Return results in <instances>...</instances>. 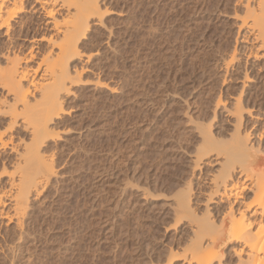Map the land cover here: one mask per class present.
<instances>
[{"label":"rangeland","instance_id":"1","mask_svg":"<svg viewBox=\"0 0 264 264\" xmlns=\"http://www.w3.org/2000/svg\"><path fill=\"white\" fill-rule=\"evenodd\" d=\"M245 2L97 1L99 14L90 16L78 37L77 56L64 62L69 75L59 94L63 111L48 123L44 139L39 136L42 142L36 141L40 156L53 163L55 175L29 194L21 226L0 219V264H166L171 256L188 255L186 247L205 209L214 207L217 220L226 210V204L213 206L205 198L214 192L211 180L216 181L222 160L236 154L232 135L248 132L250 146L264 148V109L247 113L245 105L246 93L264 100V57L249 55L251 49L258 55L261 51L246 43L245 28L239 30ZM30 5L26 1L24 12L10 21L8 35L0 29V75L19 58L20 64L17 59L14 64L28 71L23 85L29 88L28 101L35 104L39 83L47 88L56 78L55 67L53 72L47 68L50 61L34 74L38 58L51 44L31 39L44 33H51L52 41L59 36L50 27L44 30V12H33ZM62 10L54 19L64 16L66 9ZM240 94L244 102L238 108ZM11 97L0 89V100L11 103ZM1 119L4 133L8 118ZM6 132L0 137L12 136L16 148L14 153L0 151L12 160L0 165L1 191L6 188L4 174L12 171L14 158L32 138L20 128ZM207 132L213 141L206 145ZM205 149L208 157L196 162ZM242 179L235 180L242 184ZM191 189L193 219H178L175 205ZM250 196L241 193L245 201ZM190 219H196L194 225ZM234 247L236 243L224 248L220 264H239ZM207 254L197 252L194 257ZM176 258L174 264H186Z\"/></svg>","mask_w":264,"mask_h":264},{"label":"bare ground","instance_id":"2","mask_svg":"<svg viewBox=\"0 0 264 264\" xmlns=\"http://www.w3.org/2000/svg\"><path fill=\"white\" fill-rule=\"evenodd\" d=\"M26 1L29 4L30 3L33 4V6L30 5L32 6L30 8H33V12L41 10L42 12H44L45 14L44 16L47 19H49L47 20L45 18L46 21L44 22L45 23L44 30H46L47 27H50V29L53 30V32H56L59 37L55 33L56 38L58 37L57 38L58 40L54 41L53 39L52 41V34L48 33L50 31H47L48 34L44 33L36 38H33L34 40L31 39L33 43H37L40 41H47L51 44V45L49 44L51 46L50 49L44 52V54H42L41 57L38 58V61L40 62L36 63L38 65H35L36 69L33 70L34 74H36V72L38 71H41L40 68L42 66L47 67V64L53 62V64L51 63L52 65L50 64V66L52 67L48 66L47 68H50L51 72L54 71L53 72L54 74L51 72L50 73L53 74V76L56 78L55 79L53 77V79H55V82L52 79L54 82L52 85H51L52 81L51 83L50 82L47 83V86H49L47 88H45L46 84L42 85V83L41 84L39 83L38 87H40L41 93H40V97L37 98V101L35 99V104H31L34 102L30 103L28 101L29 88L27 87L25 88L24 87L25 85H23L24 82L27 81L28 79L27 77L28 71L25 69L22 70V68L20 69L16 66V64L18 65L20 64L18 63L20 61L19 58L18 59L16 58L17 56L15 57L17 59V60L15 59L17 62L14 60V58H12L10 61L14 60L12 62L13 64H10L11 66L9 67L7 66L8 68H6V70H4L3 72L1 71L2 75H0L1 76L0 89L4 90L6 92V95L12 96L11 103H8L5 100L4 101L0 100V117L8 118V121L5 126L6 127L5 132L6 131L11 132L14 129L17 130V128H20L21 131H23L24 133L29 132L30 136L32 137L30 138L31 139L30 144L28 143L24 144L25 148H23L22 154L19 153L14 158V161L12 162V165H11L12 171L4 174V177H6V180L4 182V184L6 185V188H3L2 191L0 188V219L6 220V223L14 222L15 225L17 224V226L22 223L21 218H24L22 216L24 212H26L28 209V208L26 209V207L28 203L27 201H28L29 194L36 191L38 185L41 184L42 180L48 181L52 176L55 175V171L53 170L54 167L52 166L53 163L50 162L52 165L49 164L45 159H43L40 156V152H39L40 143L39 142H42L40 141V139H44V136H46L45 134H47L46 132L48 130V123L51 122L54 117H57V115L59 117V112H61L62 110L60 107L61 100L59 101V94L62 93L63 87H66L64 86L65 79H66L65 77L69 75L68 70H67L68 68L67 69L63 68L64 64L65 63L68 64V60L72 59L71 56L73 57V55L78 53L76 52L77 51V41H79L78 37L84 32L86 24L88 23L87 21L89 20L90 16L91 15L95 16L94 14H97V13L99 14L98 12L99 4H97L98 0H80V1H77V0L76 1L75 0H0V29L5 30V31L3 30L5 32L4 34L8 35V33L11 31L10 21L13 20L14 17H17L18 14L20 15L21 13L24 12L26 8L25 6ZM245 1H246L245 2L246 6L244 4L243 5H244L246 16L242 18L239 30L245 28L246 37L243 36V38L246 39V43L253 44L254 45L252 47L253 49L261 51V54L258 55L254 53L252 49L250 48L251 50H250L249 55L254 56L255 59L263 58L264 51L262 50H264V0H245ZM62 9H66L64 10L65 11L64 16L60 20L54 19V15L58 14L56 12L58 10L63 11ZM243 15L241 14V16ZM235 18L237 20L239 19V17H236V16ZM248 20L249 21L252 20V22H249ZM37 28L39 29V27ZM50 29L48 28V30ZM243 34H244V30H243ZM240 39L243 40L241 37ZM75 56H77V54ZM33 58L35 57L31 54L30 59L32 60ZM28 61L30 60L28 59ZM15 62L16 64H14ZM53 67H55L54 70H53ZM47 68H45V71ZM64 69H66L67 72ZM247 71H248V68L246 69V72ZM38 75L40 76V74ZM245 77L246 79L249 78V76H247V73ZM70 80L72 81L71 78ZM30 85H33L34 87L36 86V84L34 85V82L32 84L31 80H30ZM64 90L66 91V88H64ZM247 96L249 99L247 98ZM219 98L221 97L219 96ZM246 98L247 100H246L245 105L247 108L249 105V108H248L249 111L247 113H251L250 110H254L257 107H259L258 110L261 109L260 111L264 109L263 98H260L258 95H253L250 93L249 94L246 93ZM241 99L242 97L240 94V96L236 100V104L238 108H241V102H242ZM261 99L263 100V102L259 103ZM219 101L220 100H218V102ZM215 103L216 102H214V104ZM222 106L224 107V105ZM4 107H5V110L2 109ZM223 109H226V108L224 107ZM237 111L238 109H233L234 113ZM238 116H240V114H238ZM240 118L237 119L238 124L241 123ZM2 122L3 121L1 119L0 127H2L1 126ZM208 128L210 127L208 126ZM238 128L240 127H237L235 131H237ZM5 132L2 133L0 130V133H2L1 136H3ZM238 132L239 131H237V133ZM237 133H236L237 135L236 137L234 136L235 134L232 135L234 137V140L232 138L233 141H230L231 143H233L232 150L235 151L236 154L233 152L229 156L232 157V154H235V155L238 154L237 157H235V155L233 156V159L239 158V160H237L238 163L236 162V160L233 161V159L230 157L228 158V160L223 157L224 160L222 161H225V163L221 162L222 167L220 168L219 172L215 175L216 177L219 176L218 178L219 181H217L216 177L214 176L216 181H214L213 183V180H211L212 184L214 185L213 188H215L214 192L211 190L212 193L209 194L210 192L208 191L209 195L207 196V198H205L206 199L205 201L207 203H210L211 205L213 204V206L214 204L219 205L220 203H223L224 205L226 204V210L223 208L224 212L220 214V216L218 217L219 220H217V218L215 219V216H213L214 213H212L214 212V207L209 208L207 205L206 207L208 208L205 209L204 211L205 216L201 217L202 220L194 219L196 220V226H195L196 229L194 228L195 230L193 232L194 237H192V239L190 238L191 240H189L190 247L189 245L188 247H186V248H189L188 255L184 254L183 252H182L183 254H181L180 252L181 254V255L179 254L180 256H171L167 260L166 264H174V262L177 261L178 259L176 257H180L181 259H183L186 262V264H214V263L220 264L221 263L220 260L222 259V256L225 253V252L222 253V251L227 245L232 244V243L237 244V247H234L233 250L231 251L234 255L239 257L238 259L239 264H264V183H261V182H264V152H263L264 148L263 146H258V145L257 146L255 145L254 147L250 146L251 144L250 139L252 138H251V134H249L248 132L245 134L246 136H243V137H241L242 135L240 136ZM41 134L43 135V138H40L42 136ZM203 136H204L203 141H205L204 142L205 144L213 141L209 132L203 133ZM11 137L9 135V137H7V139L5 140H3L0 137V151L2 150L5 152V150H9V151H12V153H14L15 151L14 149L16 147L13 146V144L11 145V142H10L12 139ZM36 141H39V142H36ZM214 141L216 142V140ZM225 143L227 144L228 142H225ZM211 144L210 146H212ZM210 146L209 148H207L208 150H211L212 148H214L213 146L210 149ZM216 148L218 147L216 146ZM207 149H205V152H203L202 150V153H203L202 155L197 154L196 156L197 161L195 160L196 162H199L202 159V157L204 158L208 157ZM232 150L230 149L231 152ZM230 151L228 150V153H230ZM228 153H226V155ZM5 155L0 154V165L2 164L4 166L5 163L7 164V162L10 161V159L6 157ZM226 155L225 157H227ZM218 156L219 155L217 154V157ZM226 161H228V163ZM234 162L238 165H235ZM219 173L221 174L219 175ZM236 176L237 177L243 176V179L241 181L242 184H240L239 182L235 180ZM1 177H0V180H1ZM188 185L190 186V184ZM213 185H211V187ZM185 191L183 193L181 192L182 196L179 198L180 200H178V203L174 202L177 204L175 205L176 206L175 214L177 218L178 217H186V218L188 217L187 219H189L190 217L191 219H193L192 217H193L194 212H192L190 208L191 206H189L192 189L189 190L187 193ZM244 192L250 193L251 195L250 198L247 197L248 200L246 201L243 200V198L241 197V193H244ZM197 203H198V200H197ZM220 207L222 208V205ZM217 212L215 215L218 214ZM189 214H191L192 216ZM196 217L197 216H195V218ZM191 219L190 221H188V223L193 221L192 222L193 224L194 220L191 221ZM179 222L180 221H178L177 223ZM8 223L6 225H8ZM190 228L192 229V227ZM230 248L228 247L229 250ZM205 251H207L208 253L206 256L204 257L199 256L197 258L194 257L195 253L198 252L199 254Z\"/></svg>","mask_w":264,"mask_h":264}]
</instances>
